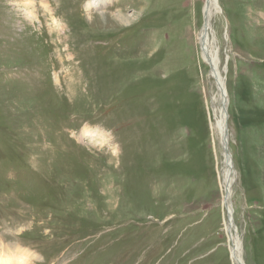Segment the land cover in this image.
<instances>
[{
  "label": "rangeland",
  "instance_id": "374dc122",
  "mask_svg": "<svg viewBox=\"0 0 264 264\" xmlns=\"http://www.w3.org/2000/svg\"><path fill=\"white\" fill-rule=\"evenodd\" d=\"M25 1L0 0V253L234 264L229 219L243 264H264V0H217L209 18L228 146L199 40L207 0H32L40 21Z\"/></svg>",
  "mask_w": 264,
  "mask_h": 264
},
{
  "label": "bare ground",
  "instance_id": "6f19581e",
  "mask_svg": "<svg viewBox=\"0 0 264 264\" xmlns=\"http://www.w3.org/2000/svg\"><path fill=\"white\" fill-rule=\"evenodd\" d=\"M112 2L113 0H91L87 3V11L90 12L95 8H98L100 6H106L108 4H111ZM24 6L26 7L25 13L28 19H30L31 21H35V20L40 21L38 13L35 11L36 5L34 1L26 0L24 2ZM43 6H44V10L53 12L50 6H46V5H43ZM216 7H217L216 10L220 11V8L217 4V0H207L205 8H204V11H205L204 18H205L206 25L204 26L203 31L200 34L199 40L202 46V54L204 56V60L210 66L211 77L215 80L217 88L219 89V101L221 103V107L219 109L215 108L216 110L215 109L213 110V113L215 116V123L212 125L213 131H216L223 145L228 146L229 141H228V138L226 137V132L228 131V129L225 124L226 123L225 118L227 117H225V110H224V105H226L227 107V101H228V98H227L228 95L226 93V88H225L226 83H225V78L223 77V75L221 74L219 70L220 69L218 67L219 63H217V61L215 60V56L211 52L210 46H209L210 45V42H209L210 41V37H209L210 21L212 17V11ZM51 16H52L51 18L53 21L54 28L62 29L57 18H55L53 14H51ZM120 17L123 20L126 18L125 16H124L125 18H122V16ZM120 17H118V19H120ZM209 18H210V21H209ZM223 91L225 92L224 95H223ZM87 135L90 136L91 138H94V136L96 138L99 135V133L96 131L85 130L83 137H87ZM229 157H230L229 153H227V151H224L223 186H224V191L226 192V194H228V191H230L229 189H231V185L233 183L232 176H234L235 174L233 172L234 170L232 169V165H230V162L228 160ZM228 206H229V203L227 202V198H225L224 207L229 208ZM225 226H226V231H227L229 242H230V250H231L233 262L234 264H243L241 256H240L241 255L240 254V250H241L240 244L238 243L237 237L235 235V230L232 227V221L227 219ZM37 259L39 258L36 256L35 253H32L30 250H27L25 248L19 247L18 245H9V247H4L3 251H1L0 253V264H32L31 262Z\"/></svg>",
  "mask_w": 264,
  "mask_h": 264
},
{
  "label": "water",
  "instance_id": "95a60500",
  "mask_svg": "<svg viewBox=\"0 0 264 264\" xmlns=\"http://www.w3.org/2000/svg\"><path fill=\"white\" fill-rule=\"evenodd\" d=\"M221 88H222V86H221ZM223 95H224V91H223ZM224 110H225V117H227V118H225V124H226V126H227V119H228V116H227V107H226V105H224ZM226 135H228V131L226 132Z\"/></svg>",
  "mask_w": 264,
  "mask_h": 264
}]
</instances>
